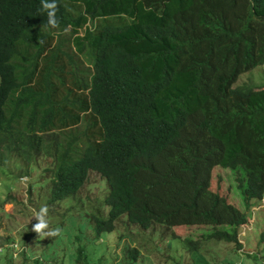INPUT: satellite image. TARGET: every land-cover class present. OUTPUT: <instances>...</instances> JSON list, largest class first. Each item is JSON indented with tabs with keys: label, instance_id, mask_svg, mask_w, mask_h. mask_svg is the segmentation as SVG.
I'll list each match as a JSON object with an SVG mask.
<instances>
[{
	"label": "trees",
	"instance_id": "16d2710c",
	"mask_svg": "<svg viewBox=\"0 0 264 264\" xmlns=\"http://www.w3.org/2000/svg\"><path fill=\"white\" fill-rule=\"evenodd\" d=\"M57 4L51 28L41 0H0V190L11 186L0 202L16 200L8 179L30 178V192L45 194L49 226L64 228L52 239L23 229L21 248L16 237L0 239V264L20 256L23 264H85L84 229L67 228L80 214L71 206L84 202L97 241L123 219L151 233L206 226L214 229L206 239L237 246L228 264H258L257 254L239 253L246 214L211 182L216 167L242 170L246 206L264 197V88L236 86L264 67V0ZM94 173L105 181V214L78 198ZM122 231L121 244L136 234ZM171 237L169 249L179 239ZM128 244L137 264L140 252ZM185 244L193 254L202 242ZM57 251L71 259H55Z\"/></svg>",
	"mask_w": 264,
	"mask_h": 264
},
{
	"label": "rangeland",
	"instance_id": "374dc122",
	"mask_svg": "<svg viewBox=\"0 0 264 264\" xmlns=\"http://www.w3.org/2000/svg\"><path fill=\"white\" fill-rule=\"evenodd\" d=\"M85 65V64H84ZM249 85L256 89L264 88V67L256 68L255 70L243 74L236 86ZM15 160L11 159L8 163L10 170L15 173L13 164ZM16 174V173H15ZM17 175V174H16ZM244 172L242 170H231L224 169L221 167L214 168L212 172L211 189L214 192H218L220 195L227 198L228 202L234 205L236 208L241 210L247 216V223L239 227L236 231L238 239L242 248L239 249L240 254H257L258 264H264V198L261 201H251L249 206H246V202L243 199L241 190L239 189L240 177L244 178ZM12 179V178H11ZM8 179V184L13 185L12 194H9L13 199L9 202L4 201L1 198L0 202V239L3 240L6 236L12 241L16 237V242L20 246H25L21 243L20 238L17 234H22L29 231L33 232L27 227L33 224L36 220L33 218V209L37 210L40 208L39 205H43V202L38 198L41 194L42 197L45 195L40 191L35 193L30 192V184L32 183L30 178L27 180L21 179L20 183L12 182ZM46 178L40 180L41 184H46ZM16 183V184H15ZM0 184H6L1 177L0 170ZM11 186L2 185L1 193H8ZM105 194V181L100 175L94 173L91 174L89 182L86 188L81 191L78 195L79 199L83 201L85 199L92 202L95 211L108 213V209L103 207L102 201ZM46 200V199H45ZM74 202L73 199H68L61 202L62 205L71 206ZM84 206L76 203L71 206L73 209L80 210V214L77 218L72 220L67 228H73V224L76 226H82L85 233L84 245L86 248V256L84 262L88 264H130L133 260L129 258L128 248L124 245L128 242L130 248H136L140 252V256L136 260L137 264H204L203 259L209 264H228L229 261L233 260V253L238 251L235 244L226 242L215 241L212 239H206L214 229L206 226H184L177 227L174 229H166L163 231V227L155 228L157 232L151 233V231H142L136 228L134 225H129L125 219L121 220L117 229L113 233H105L102 235L99 242L94 239L93 230L90 223L89 215L92 213V209L88 203L84 202ZM86 207V208H85ZM50 209V208H49ZM63 209H67L63 207ZM63 209L60 212H63ZM85 209V211H84ZM88 211V212H86ZM66 215L61 214L58 216L61 224L64 222ZM53 222H56V220ZM57 223V222H56ZM52 225V224H51ZM75 226V227H76ZM53 226H50L52 228ZM120 229V230H119ZM133 230L136 234L132 237L125 238L122 244L119 243L118 238L123 233L122 230ZM222 229L233 232V228L223 227ZM64 230L61 229V231ZM217 230H219L217 228ZM75 236L78 234L77 229L73 230ZM175 233L178 236V240L173 244L171 249L168 248L170 242H174L171 235ZM163 237V239H162ZM171 238V239H170ZM201 241V250L192 251L193 254L187 250V244L185 241ZM72 245L78 246V242H72ZM101 242V243H100ZM158 244V245H157ZM158 246L161 250H158ZM40 248L35 246L31 248L36 256L39 255ZM74 249L71 250V252ZM71 252L66 254L64 258H61V251L55 252L52 256L59 261H69L71 259ZM77 252V251H76ZM78 256V254H77ZM76 256V258H77ZM203 258V259H201ZM15 264H23L22 256L14 259ZM76 264V260L72 263ZM240 264H256L254 260L242 259Z\"/></svg>",
	"mask_w": 264,
	"mask_h": 264
},
{
	"label": "clouds",
	"instance_id": "9594fccd",
	"mask_svg": "<svg viewBox=\"0 0 264 264\" xmlns=\"http://www.w3.org/2000/svg\"><path fill=\"white\" fill-rule=\"evenodd\" d=\"M40 11L47 13V24H48V26H50L51 28H58L59 27V21L56 17V13L58 11L57 0H51V2H49V0H41ZM39 43H43V41L39 40ZM90 68L93 69V67H90ZM22 179L26 181L27 177L22 178ZM64 210H66V209H63V211ZM32 211H33V218H35L36 223L32 225L31 230L37 234V237L43 236L44 238L52 239V238H55L58 235H60L61 229L59 227L50 228V226H49V220H48L49 207L47 205L41 206L38 211L35 209H33ZM17 252H18V254L20 253V251H18V250H17ZM82 263L88 264L86 262H82Z\"/></svg>",
	"mask_w": 264,
	"mask_h": 264
}]
</instances>
